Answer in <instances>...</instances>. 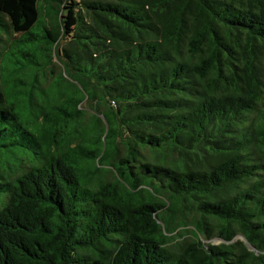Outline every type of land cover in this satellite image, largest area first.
I'll return each mask as SVG.
<instances>
[{
  "label": "trees",
  "instance_id": "obj_1",
  "mask_svg": "<svg viewBox=\"0 0 264 264\" xmlns=\"http://www.w3.org/2000/svg\"><path fill=\"white\" fill-rule=\"evenodd\" d=\"M0 264H264V0H0Z\"/></svg>",
  "mask_w": 264,
  "mask_h": 264
},
{
  "label": "rangeland",
  "instance_id": "obj_2",
  "mask_svg": "<svg viewBox=\"0 0 264 264\" xmlns=\"http://www.w3.org/2000/svg\"><path fill=\"white\" fill-rule=\"evenodd\" d=\"M83 108H84V107L82 106V109H83ZM86 117H88V115H86ZM212 243H213V244H218V243H219V240L214 239Z\"/></svg>",
  "mask_w": 264,
  "mask_h": 264
}]
</instances>
